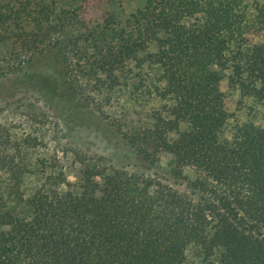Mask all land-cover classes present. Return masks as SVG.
<instances>
[{
    "label": "trees",
    "instance_id": "obj_1",
    "mask_svg": "<svg viewBox=\"0 0 264 264\" xmlns=\"http://www.w3.org/2000/svg\"><path fill=\"white\" fill-rule=\"evenodd\" d=\"M107 1L0 0V84L44 59L43 100L95 112L113 148L70 155L55 120L56 153L31 160L39 132L0 124V264H184L191 245L264 264V126L227 94L264 105V0Z\"/></svg>",
    "mask_w": 264,
    "mask_h": 264
},
{
    "label": "rangeland",
    "instance_id": "obj_2",
    "mask_svg": "<svg viewBox=\"0 0 264 264\" xmlns=\"http://www.w3.org/2000/svg\"><path fill=\"white\" fill-rule=\"evenodd\" d=\"M141 3V0H108L104 3L103 11H110L117 14V10L124 14L132 11ZM95 13V10L91 11ZM52 71L46 64L44 59H36L32 62L25 72L21 73L16 79L7 80L4 84H0V124L5 123L15 134H24L29 131H38L42 144L35 150L29 151L26 157L31 160H38L44 155L51 156L55 154V144L51 140L54 129L55 120L60 121L63 136V144L68 150V154L72 152L87 153L94 155L111 151L113 148L103 140L104 134H110V131L98 125L95 112L82 110L66 99L50 96V101H44L40 94L39 86L50 81L47 73ZM47 82L46 85L47 86ZM44 86V87H45ZM2 93V94H1ZM229 97L228 105L236 111V118L239 121L252 120L256 124L264 126V105L258 104L251 100H244L239 104V97L230 89L227 90ZM3 95V96H2ZM42 96V97H41ZM49 100L48 97H44ZM238 101V102H237ZM244 105V106H243ZM134 120L137 124H142L147 118L146 107L134 106ZM47 114L46 121L38 128L37 124L28 123V116H34L41 112ZM95 116V117H94ZM117 116V113H116ZM231 124L227 125L223 131V135L229 137ZM0 132L5 134L6 131L0 128ZM1 136V135H0ZM3 139V138H2ZM57 148V147H56ZM58 156H63L61 151H57ZM73 157L62 158L63 164L66 166L68 178L70 182L79 181V170L81 166L72 161ZM171 156L164 154L161 156V164L168 167ZM37 182L36 179L30 180L27 186L31 187ZM184 264H217L215 255L207 257L197 245H191L186 250V260Z\"/></svg>",
    "mask_w": 264,
    "mask_h": 264
}]
</instances>
